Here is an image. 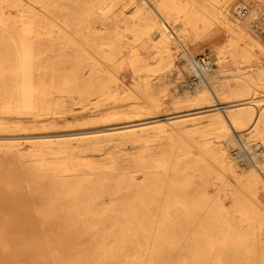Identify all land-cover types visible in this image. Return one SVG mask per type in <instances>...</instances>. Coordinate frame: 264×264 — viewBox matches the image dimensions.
<instances>
[{
  "label": "bare ground",
  "instance_id": "6f19581e",
  "mask_svg": "<svg viewBox=\"0 0 264 264\" xmlns=\"http://www.w3.org/2000/svg\"><path fill=\"white\" fill-rule=\"evenodd\" d=\"M263 19L264 0H0V31L17 35L8 52L0 53V72L9 63L13 76V85L0 91L1 172L5 181L15 180L16 192H22L24 176L31 192L40 193L30 199L46 207L29 219L24 195L12 202L0 182V239L11 242V256L34 255L29 244L41 241L38 224L75 223L79 227L71 230L77 233L54 242L67 246L85 235L95 242L91 251L101 255L109 250L100 242L112 237L122 248L134 243L121 251L136 252L143 264H162L160 252L183 254L178 264H264V104H258L264 97L255 96H264V38L258 34ZM213 28L226 40L208 55L209 85L183 90L172 102L194 108L171 113L179 106L162 104L166 82L180 85L192 73L193 58L204 52L189 45ZM40 36L47 37L45 47L35 39ZM140 41L155 49L153 57L130 58L136 56L130 45ZM123 48L139 81L136 90L120 97L114 64ZM56 56L64 66H40ZM175 59L184 64L178 67ZM54 89L81 103L94 101L104 125L62 135L40 132L46 128L42 114L61 108L53 102ZM109 100L126 102L129 115L106 108ZM160 108L163 117L155 116ZM191 111L204 115L207 124L181 126L193 117ZM236 138L240 152L242 144L251 150L243 171L226 150L237 147ZM103 142L116 148L137 144L138 151L121 168L107 156L83 154ZM192 147L202 151L194 160ZM208 184L216 188L213 195ZM122 189L127 192L110 199L119 205L100 211L102 193ZM54 195L58 203L52 205ZM22 221L31 225L28 232ZM159 241L168 248H156Z\"/></svg>",
  "mask_w": 264,
  "mask_h": 264
},
{
  "label": "rangeland",
  "instance_id": "374dc122",
  "mask_svg": "<svg viewBox=\"0 0 264 264\" xmlns=\"http://www.w3.org/2000/svg\"><path fill=\"white\" fill-rule=\"evenodd\" d=\"M13 10V9H11ZM16 14L12 13L11 17H14ZM258 34H260L258 32ZM54 39H57V35H51ZM16 38L17 35H5V32L0 31V53L5 54L10 49V40L11 38ZM47 37L40 36L38 38H35L37 43L39 44V47H45L43 45V41L45 43ZM52 39V40H54ZM154 39V38H153ZM127 40V39H124ZM226 37L225 33L222 30L218 29H212L207 37H205L203 40L198 42H192L189 45L190 50L199 49L202 50L204 53L198 55H212L211 51L214 45H220L223 42H225ZM127 43H130V40H127ZM131 50L134 52L136 56H130L132 57H138L141 59H150L154 56L155 49L152 48L149 44H145V42L140 41L136 42L134 44L130 45ZM178 49L175 50V55H178ZM48 52V51H47ZM196 56V57H198ZM40 58L43 60L47 59L48 57L45 55H41ZM213 59V56H211ZM59 56H56L55 59H53V62L50 61L51 59H48V61L43 62L40 66L43 68L45 67H51V65L54 68L62 67L64 66L62 63L59 64L57 61L59 60ZM129 56L126 54V48H123L120 55L118 56V59L116 63L114 64V71H115V77H116V83L118 86V91L120 97H124L127 93L132 92L136 90V85L139 81V75L134 72V69L132 65H130L129 62ZM178 59H175L174 61L178 62V67H181V65L184 64L183 61H177ZM11 64L5 63L3 65L5 69L0 72V91H2L5 88H8L9 86L13 85V76L11 71L8 69ZM56 71H54V75H56ZM188 75V74H187ZM185 80L181 82L180 85H177V83L171 79H168L166 82V96L163 97L162 104L164 106H172L177 107L174 111L171 113H183L186 111L191 110L192 108H187L182 105H178L173 101V99H177V95L180 96L181 92L186 89H190L189 86V75L187 76ZM8 77V78H7ZM57 78V77H56ZM186 81V82H185ZM188 86V87H187ZM188 89V90H189ZM53 95V102H58L60 105V109H54L52 108L50 111H46L42 114V119L45 121L44 125L46 128L40 132H46V133H52V134H67L70 132H79L80 130H99L98 128H101L104 123L102 122L103 118L100 116V112L96 111L92 104L94 101L88 102V103H81L78 98H76L73 94H69L67 92H61V90L54 89L52 91ZM257 98H263V94L255 95ZM2 95H0V105L2 104ZM174 99V100H175ZM92 100V99H91ZM106 108L108 109H117L119 110L122 115H129V107L125 105L126 102H121L119 100H109L106 102ZM216 103H211L210 105H214ZM258 104H264V101L258 103ZM123 105V106H122ZM66 109V110H65ZM158 112L155 114V116L163 117L166 113H164L163 109L160 108L157 110ZM192 114L194 111H191ZM194 113L193 117H188L186 120H188L185 125L186 129H194L195 125L200 123L202 125H206L208 120L206 118H203L204 115H198L195 116ZM202 117V118H201ZM192 118H199L197 120H192ZM124 119V118H122ZM123 121V120H122ZM28 130H31V127H27ZM30 133V131H28ZM148 136H153V131H148ZM237 147L229 146L226 148L227 153L233 154V156H236V162H237V168L240 171H243L246 169V163L245 161L248 160L251 150H246L242 148L241 150H245L244 152H240V147L242 143L240 140L236 138ZM72 146L75 147L77 145L76 142H71ZM255 144V143H253ZM137 144L132 143H126L122 147L116 148L113 143L110 142H103L99 145V147L92 152H84L83 154H86L88 159H91L92 155H101L97 159L104 160L106 156L108 158H112L116 164L117 168L124 167L127 164V161L130 156H134L138 149ZM222 147H226L225 144H223ZM120 148H122V152H119ZM27 147L22 148V152H27ZM256 150V148L254 149ZM77 151V150H76ZM229 151V152H228ZM234 152V153H233ZM190 153L192 155V160H194L196 157H199L202 153L201 149L199 147H192L190 149ZM243 153L245 156H243ZM258 153V151H257ZM238 154V156L236 155ZM247 154V155H246ZM232 156V155H231ZM239 156H243L238 158ZM248 156V158H247ZM250 159V158H249ZM244 160V161H243ZM210 160H205V162L208 163ZM104 162V161H101ZM199 162V161H198ZM0 167V182H3V190L11 196V201L16 202L17 198L16 195L22 194L24 195V198L21 200V203L24 205L25 209L29 211V219H36L39 211L46 209L45 205H42L41 201L33 202L30 197L32 193H36V195H39V192H36L35 190L31 192V188L33 190V185L24 178V176H20V184L18 185L21 187L22 192H16L14 191V181H5L6 176L1 172ZM201 170L200 168H198ZM5 170V169H4ZM195 177L198 175V171H194ZM136 177L135 182L136 184H139L142 181V178L139 174L134 175ZM207 178L211 181L215 178V174L210 173V175L207 176ZM226 179L230 181L231 184L234 183V179L227 175ZM208 192L212 195L215 193L216 188L212 187L211 184L207 185ZM127 191L126 189H122L118 192H105L102 193V202L103 205L99 207L100 211L104 209L106 206H118L119 201L115 203H110V199H114L116 196H121L125 194ZM60 194H67L66 192H62ZM53 199H51V204L55 205L58 203V198L56 195H54ZM226 205H229V201H225ZM98 209V210H99ZM115 209V207H114ZM83 218V215L81 216ZM28 219V220H29ZM27 221V220H26ZM26 221H22L21 227L23 229H27L30 224H28ZM29 225V226H28ZM177 226V225H175ZM37 227L40 230V237L41 241L39 242H31L29 244V248L32 249L31 254H34L30 257H13L11 256L9 250L12 248V244L7 239H0V264H143L140 262V258L138 259V254L136 252L130 251V252H124L121 251L123 248H134V243H129L126 247L122 248V244L119 241H115L112 237L104 239L102 242H100L99 245H101V248L108 249L109 251L106 252V254H103L104 257H102V254L99 255L98 253H93L91 250L95 247V242L91 240L90 237L82 236L76 242L74 243H68L67 246H64V243L61 245H58L55 241L57 240H65L66 239V233L67 232H73L77 233L75 229L71 230L73 227H79L78 224L75 223H66L63 226H50L45 224H38ZM30 229L28 228L27 232ZM22 230H17V232H21ZM30 234V233H29ZM80 243L78 244V242ZM155 247L158 249H166L168 246H165V243L159 241L155 243ZM115 249V251H110ZM120 249L119 251H117ZM107 255V256H105ZM160 262L162 264H178V260L185 259V256L183 254H171L170 252H160L159 253ZM2 259V260H1Z\"/></svg>",
  "mask_w": 264,
  "mask_h": 264
},
{
  "label": "built area",
  "instance_id": "2783aa9c",
  "mask_svg": "<svg viewBox=\"0 0 264 264\" xmlns=\"http://www.w3.org/2000/svg\"><path fill=\"white\" fill-rule=\"evenodd\" d=\"M239 11L242 15L245 13L244 9H239ZM258 32L264 38V19L258 23ZM192 68V73L188 74L190 88L207 87L209 85L207 74L212 69V62L208 55L194 57L192 60Z\"/></svg>",
  "mask_w": 264,
  "mask_h": 264
}]
</instances>
